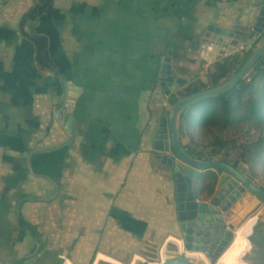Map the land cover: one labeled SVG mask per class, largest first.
Returning <instances> with one entry per match:
<instances>
[{"label":"crops","instance_id":"crops-1","mask_svg":"<svg viewBox=\"0 0 264 264\" xmlns=\"http://www.w3.org/2000/svg\"><path fill=\"white\" fill-rule=\"evenodd\" d=\"M188 2L53 0L23 24L36 0H0V264H121L142 243L208 261L184 249L173 172L152 137L154 39ZM72 89L71 134L67 110L57 116ZM252 204L244 195L228 225Z\"/></svg>","mask_w":264,"mask_h":264},{"label":"rangeland","instance_id":"rangeland-1","mask_svg":"<svg viewBox=\"0 0 264 264\" xmlns=\"http://www.w3.org/2000/svg\"><path fill=\"white\" fill-rule=\"evenodd\" d=\"M224 3L226 4L225 0H223L221 4ZM218 4L216 5L214 0H189L188 4L185 6L187 8H184L185 13L183 15L178 12L175 13L176 9H174V13H172L174 18L171 24H167L169 30L166 33H158L154 39V51L156 54V66L158 67V71L164 59L170 57L175 79H184L187 81V84L184 87H180L171 97L167 99L164 98L165 105L159 103V98L156 99L155 103L158 104V109L155 112L156 121L152 137H155L154 135L159 127L160 120L168 114L171 101L175 97L182 98L194 90L211 89L212 75L216 73L219 65L225 63V59L231 56L243 59L249 51L255 49L261 42L263 35H261L252 46L245 49L240 48L237 53L220 60L216 59L212 62L211 59L214 56L213 51L216 48L215 46L217 44L224 45V42H219L220 38H228V41H230L228 45L230 46L231 42L236 41L241 43L242 39L248 38V36L251 35L264 7V0H228V8H222V6ZM177 6H179V3ZM178 10L183 11L181 8ZM211 27H213V30H210ZM217 29L228 32V37L223 36L221 33H217ZM208 49H211V51ZM230 77L232 78L233 74H231ZM156 90L157 85L154 91L151 92L153 98ZM250 98L247 92L243 97V102L247 103ZM150 102H152V100L150 101L149 99L146 104L150 106ZM55 108L54 112L50 115V122L54 119V114L58 110V105ZM150 114L152 117V112ZM205 114L206 110L201 112L198 111L199 118L203 117ZM184 126L188 135L187 138L183 140L184 146L193 144V147L197 151L203 152L206 155L205 157L207 160L221 162L224 158H227L231 165H233L236 160H241L240 155L244 146L249 145L261 135L260 131L244 123H233L228 125L225 129L222 128V124L213 126L209 129L195 127L193 125H188V123H185ZM220 142L231 143L226 149L222 150L219 145ZM212 145L215 146L212 147ZM213 153L216 154L214 155ZM240 164L246 166L251 173L248 165L242 162ZM255 169L257 176L254 178L256 182L264 188V166L262 164H257ZM204 175L208 174L205 173ZM214 178L213 175H208L196 186L200 197L207 201L211 200L217 192L218 180L216 181ZM262 214H264V206L258 203V205L242 219L234 244H236V240L245 238L251 231L252 226L255 225V231L259 223H264V215ZM255 218H257L256 222L254 220ZM246 240L247 241L244 242L245 245L242 246L238 252L237 250L232 252L226 264H256L252 259L257 255L258 249L249 242L247 237ZM169 251H171V249ZM227 251L228 248L225 252ZM163 252L165 255L164 260ZM133 253L139 256L135 264H161L162 262L166 263L167 261L168 263L175 260V257L173 256V258L169 253H166L164 248L148 247L146 244L142 243L141 246L139 245V247L133 249V251L126 249L124 257L120 258L124 261L121 264H131ZM176 257L185 258V256ZM187 260L193 264H203L196 259ZM206 263L210 264L208 261ZM91 264L114 263L101 261Z\"/></svg>","mask_w":264,"mask_h":264},{"label":"water","instance_id":"water-1","mask_svg":"<svg viewBox=\"0 0 264 264\" xmlns=\"http://www.w3.org/2000/svg\"><path fill=\"white\" fill-rule=\"evenodd\" d=\"M210 30H213V27ZM216 32L228 37L226 31L217 29ZM261 35H263L261 42L253 49L249 60L236 75L215 88L182 97L171 104L168 114L160 120L155 134L154 150L158 153L157 159L173 172L176 185L175 199L184 249L187 253L204 254L210 264H220L222 255L235 238L236 226L240 223L235 222V225H228L226 220L231 217L232 207L243 195L255 198L264 205V190L243 164L234 167L224 162L198 161L191 157L183 144L180 121L182 115L197 103L210 98L222 97L233 91L241 81H248L254 77V68L264 57V7L251 35L242 39L241 43L231 42L230 46L228 38H220L219 42H224V45L215 46L211 61L226 58L237 53L240 48L245 49L252 46ZM208 50L211 51V49ZM186 84L187 81L184 79H175L171 58H165L158 73L157 90L153 101L159 98V103L165 105L164 98L171 97ZM70 91L72 92L66 97V102L57 119L60 120V115L67 110L68 115L62 118L61 123L72 134L75 121L72 115L78 93H75L73 89ZM76 92H82V89ZM208 172L220 174L217 192L208 202H200L196 186ZM254 227L255 225L251 236L254 234ZM177 256L182 255L178 253ZM190 257L188 254L185 255L186 259ZM203 264H207L205 260Z\"/></svg>","mask_w":264,"mask_h":264},{"label":"trees","instance_id":"trees-1","mask_svg":"<svg viewBox=\"0 0 264 264\" xmlns=\"http://www.w3.org/2000/svg\"><path fill=\"white\" fill-rule=\"evenodd\" d=\"M52 3L53 0H36L35 7L24 16L23 24L36 21L40 16L50 12ZM35 43L40 49H43L41 46H44L46 41L44 39H38ZM252 51H249L243 59H239L236 56L225 59V63L219 65L216 73L212 75L211 88H215L231 79V74H233V76L236 75L247 63ZM254 71L255 75L249 82L241 81L239 85L228 94L219 98H210L201 101L186 111L181 117L180 128L183 140L188 136L184 128L185 123L205 129L219 124H222V128L225 129L228 125L233 123H244L260 131L261 135L255 141L244 146L240 155L241 160H236L232 165L237 167L241 162L248 165L252 175L255 177L257 176L255 172L257 164H262L264 166V57L255 66ZM200 91L204 90H194L186 96ZM247 92L251 98L247 103H244L243 97ZM177 100L178 98L175 97L171 101V104L175 103ZM204 110H206V114L199 118L198 111L201 112ZM230 143L231 142H220L219 145L223 150L226 149ZM214 146L215 145H212V147ZM185 149L191 157L198 161H210L206 159V155L203 152L197 151L193 147V144L185 146ZM213 154L215 155L216 153ZM221 162L230 164L227 158H224ZM207 174L210 176L213 175L215 177L214 179L216 181L218 180V176L215 172H208ZM208 175H204L203 178ZM262 189L264 190V188ZM252 230L253 228L248 233L247 239L258 249L257 255H255L252 260L255 261L256 264H264V223H259L256 226L253 238L251 236ZM166 264L193 263L189 262L184 257H177L175 260Z\"/></svg>","mask_w":264,"mask_h":264},{"label":"bare ground","instance_id":"bare-ground-1","mask_svg":"<svg viewBox=\"0 0 264 264\" xmlns=\"http://www.w3.org/2000/svg\"><path fill=\"white\" fill-rule=\"evenodd\" d=\"M244 196V195H243ZM242 196V197H243ZM241 197V198H242ZM253 199V201H255V203L254 204H252V205H250V207H256L257 205H258V201L255 199V198H252ZM259 204H261V203H259ZM263 205V204H262ZM264 206V205H263ZM251 209V208H250ZM234 240H235V238H234ZM234 242V241H233ZM228 252V251H227ZM227 252H225V254L221 257V259H220V264H226V261H227V259H228V257L231 255V251L227 254ZM227 254V255H226ZM204 255V254H203ZM206 257V256H205Z\"/></svg>","mask_w":264,"mask_h":264},{"label":"flooded vegetation","instance_id":"flooded-vegetation-1","mask_svg":"<svg viewBox=\"0 0 264 264\" xmlns=\"http://www.w3.org/2000/svg\"><path fill=\"white\" fill-rule=\"evenodd\" d=\"M178 99H180V98H178Z\"/></svg>","mask_w":264,"mask_h":264}]
</instances>
